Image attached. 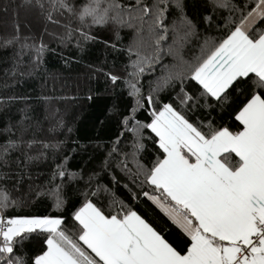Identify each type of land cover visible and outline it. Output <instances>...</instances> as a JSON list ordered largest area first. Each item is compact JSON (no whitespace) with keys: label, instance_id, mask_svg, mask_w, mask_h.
<instances>
[{"label":"snow or ice","instance_id":"snow-or-ice-1","mask_svg":"<svg viewBox=\"0 0 264 264\" xmlns=\"http://www.w3.org/2000/svg\"><path fill=\"white\" fill-rule=\"evenodd\" d=\"M18 7L41 18L45 34L56 35L49 24L63 29L59 44L75 41L81 51L98 39L97 28L112 26L117 38L120 29H132L125 78L105 75L133 104L119 118L101 166L88 173L70 170L66 141L6 129L0 264H264V0H203L202 10L193 0L191 15L187 0H22ZM15 28L4 46L19 43V55L34 50L39 62L42 40L28 43L19 23ZM217 110L227 111L237 130L206 122ZM138 112L148 119L139 120ZM49 157L53 168L36 195L50 198L56 214L10 215L24 201L9 181L15 190L25 176L33 180L28 165ZM77 192L83 200L66 217ZM102 195L107 210L97 202ZM142 197L154 209L139 211ZM170 229L175 244L166 236Z\"/></svg>","mask_w":264,"mask_h":264},{"label":"trees","instance_id":"trees-1","mask_svg":"<svg viewBox=\"0 0 264 264\" xmlns=\"http://www.w3.org/2000/svg\"><path fill=\"white\" fill-rule=\"evenodd\" d=\"M195 2L196 7L202 10L203 0ZM21 3L22 0H0V100L16 97L11 104L0 103V143L8 138L6 129L9 127L16 135L23 128H28L26 138L35 135L45 142L66 141L64 149L70 160L71 171L83 169L88 173L98 169L112 146L110 141L115 139L119 118L130 112L133 104V100L126 91L121 90L119 83L112 85L105 73L112 72L121 79L125 78V68L129 63L126 49L134 40V32L130 28H122L117 38L114 27L97 28L94 33L98 39L88 43L83 51L76 48L75 41L62 47L56 35L63 29L49 24L48 33L56 35L45 34V22L35 14L19 8ZM187 3L191 15L193 0H187ZM17 23L20 36L28 43L35 42L39 46L42 40L46 46L39 62L34 50L26 49L22 56L19 55V43L4 46V42L16 34ZM105 41L115 44L116 50L107 46ZM170 59L166 58L164 63H168ZM160 72L161 69L157 68L155 75H160ZM148 83L149 78H145V92ZM137 116L142 122L148 119L144 112H138ZM207 120L214 121L216 125L223 123L231 126L232 130H237L236 122L227 111H212L206 122ZM149 134L145 132L146 136ZM147 144L149 149L153 148L151 141H147ZM71 148H75L74 154L67 151ZM149 155H154V152ZM15 168L16 165L13 164V169ZM52 168L51 157L46 161H33L26 169L33 180L29 181L25 176L15 190L12 187L15 182L9 181L8 187L13 196L24 201L19 209H10V215L14 212L20 215L56 214L50 206V198L36 195L37 186L43 187L47 183ZM116 175L123 181L119 171ZM102 183L108 184V177H104ZM76 187L73 184V188ZM79 187L83 188V184ZM115 191L131 202L122 187H116ZM82 200V195L74 193L63 214L67 217L69 211L74 210L72 205L79 206L78 202ZM97 202L107 210L108 201L103 195ZM137 207L142 212L146 208L154 209L143 197ZM166 236L174 244L177 242L174 229L168 230Z\"/></svg>","mask_w":264,"mask_h":264}]
</instances>
